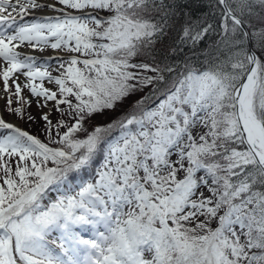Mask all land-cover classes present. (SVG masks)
<instances>
[{
	"label": "snow or ice",
	"instance_id": "obj_1",
	"mask_svg": "<svg viewBox=\"0 0 264 264\" xmlns=\"http://www.w3.org/2000/svg\"><path fill=\"white\" fill-rule=\"evenodd\" d=\"M207 8L0 0V264H264V0Z\"/></svg>",
	"mask_w": 264,
	"mask_h": 264
},
{
	"label": "rangeland",
	"instance_id": "obj_2",
	"mask_svg": "<svg viewBox=\"0 0 264 264\" xmlns=\"http://www.w3.org/2000/svg\"><path fill=\"white\" fill-rule=\"evenodd\" d=\"M53 75H56V73L54 72ZM23 80H24V78L22 79V81ZM45 86L48 88L54 89V85L48 84L47 82H45ZM0 94L3 95V88L2 87L0 88ZM21 94L25 99H31L32 100V104L30 107L28 105H24V107L27 110V112H30L32 116L37 118L38 122L37 123H31V122H28L26 119L21 120L18 117L10 116L7 112H4L3 115L6 118H8L9 121H12L13 123H16V124L22 126L24 129H26L29 133H31L33 135H40V138L43 139V136L40 134V129L43 125V121H40L39 117H40V114L42 111L51 110V103L52 102H49V108L40 109L37 107L36 98L30 97V94H27V96L23 95V93H21ZM140 95H143V93L138 94L137 96H134V97H130L128 100H126L124 102V104L118 105L115 111H111V112L106 111L103 115L97 114V115L93 116L91 123L93 125H104V124L111 122L117 116L121 115L122 112L128 108V106L131 104V102L133 100L139 99ZM12 99H13V107L20 106L19 104L16 103L15 96H13ZM4 105H5V101L2 100L1 101V108L4 107ZM57 116H58V114L55 113L53 110V118L55 119Z\"/></svg>",
	"mask_w": 264,
	"mask_h": 264
},
{
	"label": "trees",
	"instance_id": "obj_3",
	"mask_svg": "<svg viewBox=\"0 0 264 264\" xmlns=\"http://www.w3.org/2000/svg\"><path fill=\"white\" fill-rule=\"evenodd\" d=\"M185 2L189 5L192 11L193 16H200L201 14L208 13L210 10L207 8V0H185ZM183 21L181 20L180 23ZM256 26H259L257 21H254ZM215 37H211L210 39H206L204 43H202L197 49H191L190 47H184L179 44V36L176 31L171 32L168 36L164 38V44L166 46H176L178 48L182 47L183 51H177L176 55L172 57V60L175 62L183 61L186 56H189L192 52H195L196 55H200L201 59L203 58L201 55V50L207 47L210 43L211 39Z\"/></svg>",
	"mask_w": 264,
	"mask_h": 264
},
{
	"label": "bare ground",
	"instance_id": "obj_4",
	"mask_svg": "<svg viewBox=\"0 0 264 264\" xmlns=\"http://www.w3.org/2000/svg\"><path fill=\"white\" fill-rule=\"evenodd\" d=\"M1 101H2V100H0V104H1Z\"/></svg>",
	"mask_w": 264,
	"mask_h": 264
}]
</instances>
